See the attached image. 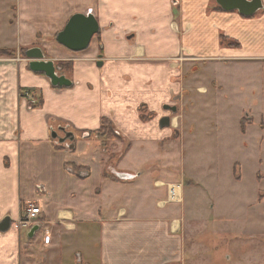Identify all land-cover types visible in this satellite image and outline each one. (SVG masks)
<instances>
[{
	"label": "crops",
	"instance_id": "obj_1",
	"mask_svg": "<svg viewBox=\"0 0 264 264\" xmlns=\"http://www.w3.org/2000/svg\"><path fill=\"white\" fill-rule=\"evenodd\" d=\"M261 1L263 9L248 18L217 9L216 0H6L9 17L0 29V52L11 55L0 53V224L6 218L11 224L0 232V264H56L62 255L67 264H80L90 227L99 264L180 262L181 239L175 232L180 221L173 219L172 234V222L146 201L160 209L167 202L157 199L160 189L180 185L184 194L183 181L202 185L180 171L177 159L159 152L183 142L186 111L197 98H207L208 86L222 87L216 78L204 80L211 67L207 62L264 69ZM90 12L101 31L89 49L73 53L60 46L56 37L71 17ZM222 38L238 47L222 45ZM33 48L41 49L72 86L56 88L44 74L32 72L25 53ZM60 64H70L71 71ZM197 65L202 74H194ZM237 83L261 88L262 81ZM22 91L33 92L34 108ZM167 105L177 112L166 111ZM166 116L171 125L162 128ZM103 119L120 137L111 155L96 137ZM245 119L240 118V131L248 137L246 124L253 117ZM60 127L76 135L73 150L51 137ZM259 163L264 167V160ZM237 166L232 176L239 182ZM177 174L180 184L172 182ZM257 179L263 184L258 209L241 229L262 233L264 171ZM212 181L218 186L216 178ZM204 187L211 194L210 184ZM28 203L42 212L32 228L20 226ZM59 250L63 253L57 256Z\"/></svg>",
	"mask_w": 264,
	"mask_h": 264
},
{
	"label": "rangeland",
	"instance_id": "obj_2",
	"mask_svg": "<svg viewBox=\"0 0 264 264\" xmlns=\"http://www.w3.org/2000/svg\"><path fill=\"white\" fill-rule=\"evenodd\" d=\"M5 4L6 0H0V29L9 17ZM209 64L211 67L205 73L198 64L194 74L203 73L204 80L216 78L222 87L208 86L212 91L207 98H197L195 106L191 104L183 117L186 127L183 142H176L171 152H159L160 156L168 154L169 158L177 159L180 171L202 187H190L183 181L184 194L178 202L160 203L159 209L147 199L146 206L172 222V234L174 221H180L175 232L181 239V260L176 264H264V232L241 229L251 221L252 211L258 209L256 198L263 185L257 176L264 171L259 163L264 160V145L259 144L264 131V114H260L264 112V69L237 70L228 63L220 66L206 63ZM249 79L262 81L261 88L237 83ZM248 115L253 121L246 124L244 131L248 137H244L240 118L248 121ZM117 141L115 138L105 143L100 141L101 150L111 155L117 149ZM236 163L237 175L242 177L239 182L232 176ZM153 172L158 170L154 168ZM212 178L218 180V186ZM181 179L177 174L172 182L180 184ZM206 182L211 186V194L204 192ZM159 191L163 195L157 199L168 200V188ZM92 228L85 229L84 257L80 264H99V248L91 242ZM58 253L61 255L63 251H57V256ZM86 254L93 258L89 259ZM66 261L62 255L56 264H67Z\"/></svg>",
	"mask_w": 264,
	"mask_h": 264
},
{
	"label": "water",
	"instance_id": "obj_3",
	"mask_svg": "<svg viewBox=\"0 0 264 264\" xmlns=\"http://www.w3.org/2000/svg\"><path fill=\"white\" fill-rule=\"evenodd\" d=\"M218 6L225 12L237 11L244 17H252L263 9L261 0H216ZM101 31L98 19L90 12L87 15L76 14L71 17L64 30L61 31L57 37V43L68 49L73 53L84 52L89 49L91 42L95 36ZM27 60L30 61V70L34 73L44 74L50 80L52 86L56 88H69L72 82L55 66L54 62L46 60L43 51L39 48H33L25 53ZM102 66V62L98 63ZM166 111L172 113L177 112V108L173 106H165ZM162 128L171 125V118L164 117L160 121ZM59 132L63 136L59 135ZM53 140L60 144H68L70 149H74V142L76 135L73 132H68L66 128L60 127L57 131L51 134ZM70 143V144H69ZM119 178L124 180H133L135 176L132 175H118ZM10 218H6L0 224V232H6L10 228ZM79 258V257H78ZM80 260V258H79Z\"/></svg>",
	"mask_w": 264,
	"mask_h": 264
},
{
	"label": "built area",
	"instance_id": "obj_4",
	"mask_svg": "<svg viewBox=\"0 0 264 264\" xmlns=\"http://www.w3.org/2000/svg\"><path fill=\"white\" fill-rule=\"evenodd\" d=\"M21 97L26 99L31 106L36 104V99L31 91H22ZM181 195V187L180 185L170 186L168 189V200L167 204H172L178 202ZM164 203V204H165ZM42 214L41 209L37 207L33 203H28L25 209V215L20 221V226L24 228H32L36 222V220ZM46 236H49V232L46 231Z\"/></svg>",
	"mask_w": 264,
	"mask_h": 264
},
{
	"label": "trees",
	"instance_id": "obj_5",
	"mask_svg": "<svg viewBox=\"0 0 264 264\" xmlns=\"http://www.w3.org/2000/svg\"><path fill=\"white\" fill-rule=\"evenodd\" d=\"M217 9L221 10V8L219 6H217ZM222 45L225 46H230V47H238V44L235 42H230L228 41L226 38H222ZM3 55H11L10 52L8 51H2L0 52ZM60 67L62 68V70H70L71 71V65H66V64H60ZM42 103V100H40V104ZM33 107V106H32ZM34 108V107H33ZM242 130H245V123H242ZM93 134H91L92 136ZM95 135V134H94ZM90 136V137H91ZM96 137L103 141V143L105 142H109L111 139L115 138V139H119L120 137L116 134L112 123L108 120V119H103L101 122V127L100 129L97 131L96 133Z\"/></svg>",
	"mask_w": 264,
	"mask_h": 264
}]
</instances>
